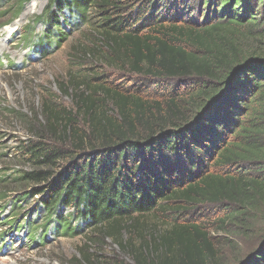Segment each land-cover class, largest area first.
I'll return each instance as SVG.
<instances>
[{"label": "trees", "instance_id": "1", "mask_svg": "<svg viewBox=\"0 0 264 264\" xmlns=\"http://www.w3.org/2000/svg\"><path fill=\"white\" fill-rule=\"evenodd\" d=\"M11 1L16 16L31 0ZM48 1L33 21L44 30L32 52L52 53L70 28L83 25L90 38L76 48L78 56L93 55L102 68L153 81L162 92L109 88L104 74L94 73L99 66H79L60 85L74 98V113L50 98H40L27 116L11 108L30 136L20 142L28 170L2 169L0 199L12 183L46 187L53 176L57 182L56 201L45 190L37 204L43 226L26 216L22 223L9 218L8 226L25 228L42 244L50 230L75 235L86 223L90 242L110 240L133 264H222L210 228L244 237L264 229V0ZM98 104L106 106L103 119L91 114L82 135L77 111ZM33 189L30 197L40 194ZM209 206L216 219L188 218ZM62 207L72 209L70 217ZM152 218L162 226L148 223ZM261 239L235 263L264 264ZM79 256L84 264L105 258L97 250Z\"/></svg>", "mask_w": 264, "mask_h": 264}, {"label": "rangeland", "instance_id": "2", "mask_svg": "<svg viewBox=\"0 0 264 264\" xmlns=\"http://www.w3.org/2000/svg\"><path fill=\"white\" fill-rule=\"evenodd\" d=\"M13 2L0 0V14L3 15L0 23V154H3L0 156V177L7 174V171L2 173L3 168H9L10 174H13V169L28 170V166L21 161L20 142L23 141L24 144L29 142L30 136L22 131L20 124L14 120V117H11V108L27 116L30 109L39 108L40 98L41 101L50 98L53 103L60 104L74 113L76 110L75 100L71 98L70 94L65 95L60 90V85L63 81H67L69 73L79 66H99L94 70V73L104 74L102 80L109 88L115 87L127 92L139 91L143 95L162 92L160 88L154 89L153 81L148 82L132 73L102 68V65L93 63V55L82 56L80 54L78 56L76 48L87 47V39L90 38V32L85 31L86 27L83 25L78 30L70 28L68 30L70 34L66 35V39L60 41V46L54 48L52 53H39L38 55L35 51L32 52L30 44L44 30L41 22L33 23V21L44 14L49 6V1L31 0L16 16H14L16 8H13L15 5ZM66 15L67 12L62 15L64 25H67L65 23ZM26 31L29 32L26 33ZM26 36L30 37L29 43L23 42ZM105 107H100L98 104L93 106V109L77 111L74 120L82 125L78 124L82 135L88 133L87 120L89 116L92 114L96 118L103 119L102 112L106 111ZM107 108L110 109V107ZM61 134L62 130L58 127L56 135L60 137ZM65 138L73 145L77 143L75 138L69 137L67 131ZM56 179L57 176H53L46 187L38 185L21 187L19 185V188H16L13 183L7 186L13 188L11 191L5 190V198L0 199V264H84L79 258L81 249L88 252L97 250L105 257L97 261L96 264H109L107 263L109 259L116 260L120 264H133L131 258L127 255L123 256L119 249L111 244L110 240L98 239L101 241L99 244L90 242V236L87 237L86 234L91 229L86 226V223H82V226L79 227L80 231L75 235L64 236L50 230L42 244H39L36 235L33 241H30L25 228L17 231L16 228L8 226L9 218H16L17 222L22 223L21 220L25 219V216L29 221H32V224H35L34 226H43V223H40L44 220L43 213L36 209L37 204L45 194L43 192L45 190V196L47 195L49 201H56L53 198L55 187L52 188L57 182ZM36 186L39 187L40 194H33L30 197V192H34L33 187L37 188ZM3 187L0 189V196L4 193ZM61 212L63 216L70 217L73 211L70 208L62 207ZM192 216L212 221L219 214L209 206L191 210L188 218ZM159 219L164 220V217L159 216ZM148 223L162 226L153 218L148 219ZM74 226H76L75 223H72V227ZM212 226L215 227V225ZM226 230H228L227 227ZM253 232L255 234L248 233L244 237V235L227 234L224 233V230L216 231L210 228L209 234L218 243L222 256L221 263L236 264V260L248 258V255L261 245V238L264 236V229L261 231L258 226ZM37 233H39L38 230L35 231V234Z\"/></svg>", "mask_w": 264, "mask_h": 264}]
</instances>
